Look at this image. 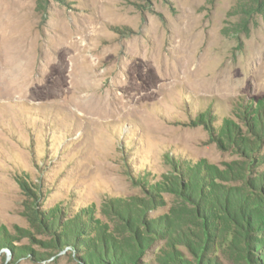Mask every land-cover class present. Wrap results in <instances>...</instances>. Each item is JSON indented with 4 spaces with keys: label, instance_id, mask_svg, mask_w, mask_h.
Here are the masks:
<instances>
[{
    "label": "rangeland",
    "instance_id": "374dc122",
    "mask_svg": "<svg viewBox=\"0 0 264 264\" xmlns=\"http://www.w3.org/2000/svg\"><path fill=\"white\" fill-rule=\"evenodd\" d=\"M249 3L0 0V264H264Z\"/></svg>",
    "mask_w": 264,
    "mask_h": 264
},
{
    "label": "trees",
    "instance_id": "16d2710c",
    "mask_svg": "<svg viewBox=\"0 0 264 264\" xmlns=\"http://www.w3.org/2000/svg\"><path fill=\"white\" fill-rule=\"evenodd\" d=\"M250 3L247 5V13L260 14L264 12V0H249ZM260 137L264 134V125H260V130L258 131ZM257 233L264 237V230L262 228L257 229ZM264 252V248L262 249ZM260 255V253L258 254Z\"/></svg>",
    "mask_w": 264,
    "mask_h": 264
},
{
    "label": "bare ground",
    "instance_id": "6f19581e",
    "mask_svg": "<svg viewBox=\"0 0 264 264\" xmlns=\"http://www.w3.org/2000/svg\"><path fill=\"white\" fill-rule=\"evenodd\" d=\"M30 37V36H29ZM82 58V63H85V62H87V59H89L88 57H86V56H84V57H81ZM188 63L187 64H190V61H187ZM10 64H12V63H10ZM10 64H8L9 66H11ZM180 64H175V68H173V70L175 71L174 72V75H182V74H184V69H183V67H180L179 66ZM184 66V65H183ZM7 67V66H6ZM12 68H14V67H12ZM97 65H89L88 67H87V72H90L91 74H94V77H97V76H100V75H102V74H98L97 75ZM186 68V67H185ZM12 70V69H11ZM72 70V69H71ZM187 71L185 70V73H186ZM16 74V73H15ZM100 87V86H99Z\"/></svg>",
    "mask_w": 264,
    "mask_h": 264
}]
</instances>
